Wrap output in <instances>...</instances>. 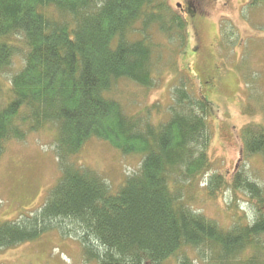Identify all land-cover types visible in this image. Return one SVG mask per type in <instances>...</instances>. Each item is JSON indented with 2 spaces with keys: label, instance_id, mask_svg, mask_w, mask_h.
<instances>
[{
  "label": "trees",
  "instance_id": "16d2710c",
  "mask_svg": "<svg viewBox=\"0 0 264 264\" xmlns=\"http://www.w3.org/2000/svg\"><path fill=\"white\" fill-rule=\"evenodd\" d=\"M186 40V21L168 0H0V159L12 140L49 129L60 168L39 207L0 220V249L58 228L79 236L97 264H264V184L243 169L229 182L217 170L208 105L189 90L190 77L165 109L132 114L114 97L123 79L152 89L163 46ZM241 133L242 157L264 158V125L250 121ZM94 137L143 156L116 192L78 160ZM228 187L258 207L253 220L223 226L196 208L202 192L211 200Z\"/></svg>",
  "mask_w": 264,
  "mask_h": 264
},
{
  "label": "rangeland",
  "instance_id": "374dc122",
  "mask_svg": "<svg viewBox=\"0 0 264 264\" xmlns=\"http://www.w3.org/2000/svg\"><path fill=\"white\" fill-rule=\"evenodd\" d=\"M168 1L186 21L187 40L180 47L177 43L163 46L167 53L159 62L152 89L144 90L123 79L114 97L132 114H145V109L155 103L165 109L172 102L175 85L190 77L186 83L189 90L208 105L209 156L217 170L229 182L237 169H243L264 184V158H243L241 138L246 123L264 125V2L254 7L249 5L250 0ZM226 30H234L233 37H226ZM154 35L157 41L167 43L158 32ZM170 52L173 55L168 56ZM19 65L21 59L17 57L13 68ZM251 105L256 107L253 115L247 110ZM153 116L157 122L166 117L164 113ZM48 130L8 143L0 159V220L13 219L39 207L58 180L60 168L54 144L58 133ZM142 157L124 154L110 142L94 137L85 144L78 160L98 172L116 192L140 169ZM202 193L196 208L223 226L240 216L253 220L258 209L248 195L232 187L216 199L209 200ZM233 204L238 205L237 211ZM0 262L97 264L84 251L79 236L58 228L45 231L37 239L0 249ZM164 264H177V260L170 258Z\"/></svg>",
  "mask_w": 264,
  "mask_h": 264
},
{
  "label": "flooded vegetation",
  "instance_id": "af4514ba",
  "mask_svg": "<svg viewBox=\"0 0 264 264\" xmlns=\"http://www.w3.org/2000/svg\"><path fill=\"white\" fill-rule=\"evenodd\" d=\"M188 5H189V3H188Z\"/></svg>",
  "mask_w": 264,
  "mask_h": 264
}]
</instances>
